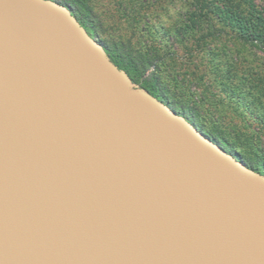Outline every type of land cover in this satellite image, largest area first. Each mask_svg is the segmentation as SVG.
<instances>
[{"label": "water", "instance_id": "water-1", "mask_svg": "<svg viewBox=\"0 0 264 264\" xmlns=\"http://www.w3.org/2000/svg\"><path fill=\"white\" fill-rule=\"evenodd\" d=\"M0 264H264V168L119 68L58 0H0Z\"/></svg>", "mask_w": 264, "mask_h": 264}, {"label": "rangeland", "instance_id": "rangeland-1", "mask_svg": "<svg viewBox=\"0 0 264 264\" xmlns=\"http://www.w3.org/2000/svg\"><path fill=\"white\" fill-rule=\"evenodd\" d=\"M148 1L150 6L142 10L143 19L146 21L150 17L147 24L157 29L147 33L146 39L161 51L167 39L172 50L169 68H163L158 74L159 87L167 102L187 115L190 114L188 110L201 113L196 118L190 116L198 127L225 149L236 151L247 165L263 169L264 49L239 43L232 36L233 30H225L226 34L214 32L218 28L213 24L214 16L213 21L204 17L198 19L197 30L191 31L184 26L189 19L185 7L190 0ZM213 1L221 10L228 7L223 0ZM121 4V0H87L85 5L90 10L86 11L75 5L80 19L93 31L95 38L115 54L125 49L119 46L120 41H127L122 35L132 36L129 21L119 16ZM209 22L212 25H207ZM182 23L183 31L189 32L186 38L177 40V35L182 38L177 28ZM137 35L130 39L133 47H127L133 51L137 50ZM152 70L150 66L147 73ZM205 86L209 87L205 89H208V96L204 97L202 89ZM239 92L244 95L239 96Z\"/></svg>", "mask_w": 264, "mask_h": 264}, {"label": "trees", "instance_id": "trees-1", "mask_svg": "<svg viewBox=\"0 0 264 264\" xmlns=\"http://www.w3.org/2000/svg\"><path fill=\"white\" fill-rule=\"evenodd\" d=\"M66 5H68L74 14V16L80 21V23L85 27V29L95 37L93 31L86 26L83 21L80 19V13L76 10L75 5L81 6L85 11L90 10L86 4L85 0L77 1V0H58ZM126 1V4H124ZM225 3H228V7L224 9H220L214 4L213 0H190V2L186 3L185 12L188 13V23L185 25L182 23L178 28V33L181 34V39H179L178 35L176 36L177 40H182L184 37L186 38V34L189 31H183L182 25L189 28L191 31H196V25L198 24V19L206 18L208 20L213 21V16L216 21H213V24H217L218 28L216 29L217 33L226 34L225 30H233L232 36L239 43H246L251 46H257L264 49V0H223ZM121 10L119 12L120 17H124L129 21L130 29L132 36L128 37L126 35H122L127 38L126 40L120 41V47H125L124 51H116V54L113 50L107 47L103 42L104 48H108L115 55L114 61L115 64L124 69L130 77H133V81L139 83L141 86L146 88L150 93L161 97L163 99H167L165 94L161 92L158 77L162 69H168L170 62L168 59L172 58V50H170L171 45L165 40V44L162 47V51L158 50L160 48L154 47L153 44L146 39L147 33H152L156 31L153 25L147 24L150 22V17H147V20L144 21V12L142 10H147L150 6V2L148 0H121ZM124 6V7H123ZM90 13V11H88ZM212 25L210 22L207 25ZM159 30V28H158ZM186 30V29H184ZM137 35V50L133 51L131 48L133 47L130 44V39L133 38V35ZM203 33L200 35L202 36ZM199 38H197L198 40ZM159 41L162 39L159 37ZM157 44L160 46L161 43ZM166 47V48H163ZM158 50V51H157ZM113 61V60H112ZM150 66H153V70L148 72ZM147 73V74H146ZM144 76V77H143ZM141 80V81H140ZM209 86L203 87V96L205 97L208 94ZM251 92L247 93L250 94ZM239 96H243V92L238 93ZM208 96V95H207ZM167 101V100H166ZM169 103V102H168ZM182 108V107H181ZM179 111V110H177ZM189 117H198L199 114L196 111L188 110ZM180 112H184L180 111ZM186 114V113H185ZM202 115V114H201ZM250 163L255 164V161H250ZM249 166V165H248ZM260 172L263 173V169L258 166Z\"/></svg>", "mask_w": 264, "mask_h": 264}, {"label": "flooded vegetation", "instance_id": "flooded-vegetation-1", "mask_svg": "<svg viewBox=\"0 0 264 264\" xmlns=\"http://www.w3.org/2000/svg\"><path fill=\"white\" fill-rule=\"evenodd\" d=\"M105 51H106V53L109 55V57L111 58V60H113V62L115 63L114 58H113L115 55L113 54V52H111L108 48H106ZM123 70H124V69H123ZM124 71H125V70H124ZM125 72H126V71H125ZM126 73H127V72H126ZM127 74H128V73H127ZM129 76H130V75H129ZM130 78H131L132 80H134L133 77H130Z\"/></svg>", "mask_w": 264, "mask_h": 264}]
</instances>
